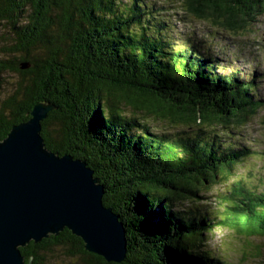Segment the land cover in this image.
<instances>
[{
    "label": "trees",
    "instance_id": "16d2710c",
    "mask_svg": "<svg viewBox=\"0 0 264 264\" xmlns=\"http://www.w3.org/2000/svg\"><path fill=\"white\" fill-rule=\"evenodd\" d=\"M163 1L222 29L264 14V0ZM164 8L156 0H0V90L3 74L16 78L0 100V141L34 105H51L40 124L45 147L78 156L99 178L106 206L130 233L127 264H175L159 236L163 220L188 226L186 235L170 231L186 260L229 264L200 250L215 227L264 241V175L240 181L234 172L255 154L239 130L263 103L254 74L221 65L213 35L183 42ZM229 179L219 210L198 203ZM184 200L190 208L171 209ZM56 251L108 264L67 229L20 248L25 264H46ZM248 255L264 264L262 247Z\"/></svg>",
    "mask_w": 264,
    "mask_h": 264
},
{
    "label": "water",
    "instance_id": "95a60500",
    "mask_svg": "<svg viewBox=\"0 0 264 264\" xmlns=\"http://www.w3.org/2000/svg\"><path fill=\"white\" fill-rule=\"evenodd\" d=\"M52 109L34 105L29 119L0 141V264H25L20 248L63 229L79 238L87 253L108 264H127L130 233L106 206L99 178L78 156H60L45 147L40 124ZM162 226L159 236L175 264H192L174 249L170 236L174 228L188 234V226L165 220Z\"/></svg>",
    "mask_w": 264,
    "mask_h": 264
},
{
    "label": "rangeland",
    "instance_id": "374dc122",
    "mask_svg": "<svg viewBox=\"0 0 264 264\" xmlns=\"http://www.w3.org/2000/svg\"><path fill=\"white\" fill-rule=\"evenodd\" d=\"M156 3L165 7L166 15L174 24V33L177 34V37H181L183 42L187 40L189 35L199 39H205L207 34L213 35L215 38L211 41V45L220 49L221 53L218 58L221 65H225L224 60H227V67L241 70L242 75L254 74L256 76V92L263 105L257 112L256 117L239 130L240 144L248 146L255 154L242 165L236 167L234 172L236 177L241 178L240 181L243 179L248 180V176L254 170H258L264 175V158L261 156V152L264 150V14L256 18V21H246L238 28L224 27L222 29L218 25L212 27L211 23L200 21L185 13L175 1L156 0ZM235 54H239V57L231 58L233 61L231 67V65L229 66V59ZM2 78L6 84L0 90V100L6 97L11 89V84L16 80L15 75L12 73L3 74ZM233 183L231 179L226 183L220 182L219 185L203 192L201 194L203 198L197 200L198 203L205 205L207 211L214 213L221 207L218 201H222L221 199L230 191ZM250 183L254 184L255 180H251ZM190 207V203L184 200L179 204H175L171 209L183 211ZM207 239L204 248L200 251L211 252L214 249L220 257L226 258L229 264H253L254 262L249 260L250 255H248L251 246L262 247L264 253V241L262 239L245 238L235 230L226 227L213 228V231L207 234ZM46 264L85 263L80 257L69 258L64 256L61 251H56L48 257Z\"/></svg>",
    "mask_w": 264,
    "mask_h": 264
},
{
    "label": "bare ground",
    "instance_id": "6f19581e",
    "mask_svg": "<svg viewBox=\"0 0 264 264\" xmlns=\"http://www.w3.org/2000/svg\"><path fill=\"white\" fill-rule=\"evenodd\" d=\"M89 116V115H88Z\"/></svg>",
    "mask_w": 264,
    "mask_h": 264
}]
</instances>
